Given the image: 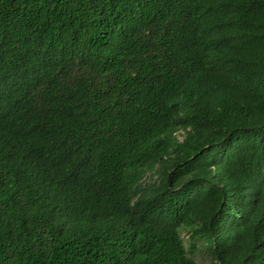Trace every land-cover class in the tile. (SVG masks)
<instances>
[{
    "label": "trees",
    "instance_id": "obj_1",
    "mask_svg": "<svg viewBox=\"0 0 264 264\" xmlns=\"http://www.w3.org/2000/svg\"><path fill=\"white\" fill-rule=\"evenodd\" d=\"M264 264V0H0V264Z\"/></svg>",
    "mask_w": 264,
    "mask_h": 264
},
{
    "label": "rangeland",
    "instance_id": "obj_2",
    "mask_svg": "<svg viewBox=\"0 0 264 264\" xmlns=\"http://www.w3.org/2000/svg\"><path fill=\"white\" fill-rule=\"evenodd\" d=\"M203 264H211V263H210L209 259H204Z\"/></svg>",
    "mask_w": 264,
    "mask_h": 264
}]
</instances>
